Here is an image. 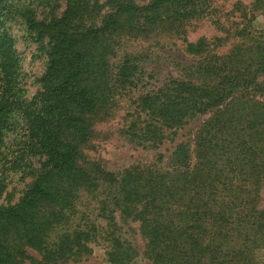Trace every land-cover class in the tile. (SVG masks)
<instances>
[{
  "label": "trees",
  "instance_id": "trees-1",
  "mask_svg": "<svg viewBox=\"0 0 264 264\" xmlns=\"http://www.w3.org/2000/svg\"><path fill=\"white\" fill-rule=\"evenodd\" d=\"M208 2L149 0L137 6L112 0L97 26L74 23L69 7L47 22L26 17L30 37L46 40L39 87L27 100L18 89L19 64L5 26L7 0H0V147L3 131L19 118L21 154L41 159L18 203L0 206V264H48L71 253L84 233L48 248V231L72 209L80 188L95 189V182L113 188L120 215L138 224L148 264H263L264 40L241 37L224 55L207 52L203 39L187 43L191 55L207 52L196 71L213 84L169 81L139 97L138 108L150 120L135 132L130 124L126 132L142 142L160 143V126L180 127L207 113L191 145L178 144L164 168L137 163L114 176L80 161V146L106 116L116 90L131 86L125 64L110 77V40L178 27L205 12ZM232 11L246 18L239 3ZM108 248L109 264H128L135 254L114 237Z\"/></svg>",
  "mask_w": 264,
  "mask_h": 264
},
{
  "label": "rangeland",
  "instance_id": "rangeland-1",
  "mask_svg": "<svg viewBox=\"0 0 264 264\" xmlns=\"http://www.w3.org/2000/svg\"><path fill=\"white\" fill-rule=\"evenodd\" d=\"M112 0H7L9 19L6 28L13 44L19 64L18 89L24 99H30L37 91L38 78L45 66L46 40H33L26 30V17L47 22L58 19L68 7L74 23L90 26L99 25L110 11ZM141 6L149 0H119ZM209 8L199 16L180 23L178 27L156 30L147 36L119 35L110 40L108 56L111 79L120 65L130 71V85L116 90L106 116L96 122L87 142L79 148L80 161L114 176L132 164H144L164 168L178 144L191 145L195 130L206 114L188 118L180 127L160 126L164 139L160 143L142 142L130 136L126 129L135 125L130 132L150 120L147 112L138 108L141 95L154 93L169 81L190 82L194 85L208 83L196 71L201 59L208 51L217 55L230 53L246 39L264 40V0H208ZM239 3L247 11L241 20L233 6ZM241 31V32H239ZM240 33H243L240 35ZM203 39L206 53L191 55L186 52L187 43ZM215 39H219L215 42ZM23 122L16 118L3 131L0 152L4 157L0 164V206L18 203L38 171V156L21 154ZM161 155L162 159L157 160ZM15 161V162H14ZM95 189L80 188L72 209L64 213L62 221L53 224L48 231L45 245L50 248L60 240L70 242L74 233H84L71 253L67 251L48 264H109L105 252L109 240L114 237L134 249L128 264H148L142 255L144 241L139 236L138 224L120 215V207L113 188L95 182ZM94 184V183H93ZM264 195V191L262 192ZM70 247L68 244L65 245ZM28 255H39L25 248ZM264 264V255L261 257ZM22 264H29L24 262Z\"/></svg>",
  "mask_w": 264,
  "mask_h": 264
}]
</instances>
